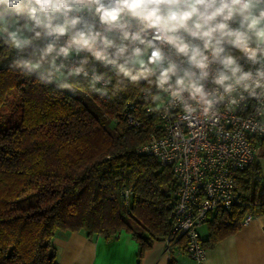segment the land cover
<instances>
[{
	"label": "trees",
	"instance_id": "16d2710c",
	"mask_svg": "<svg viewBox=\"0 0 264 264\" xmlns=\"http://www.w3.org/2000/svg\"><path fill=\"white\" fill-rule=\"evenodd\" d=\"M9 64L0 49V264H57V231L108 239L121 230L138 244L135 264L154 240L167 238L174 264L173 251L185 247L184 236L171 235L176 180L170 166L138 150L157 124L144 100L58 92ZM259 152L264 157V139ZM234 180L239 203L207 220L205 248L234 232L246 213H264L257 155Z\"/></svg>",
	"mask_w": 264,
	"mask_h": 264
},
{
	"label": "clouds",
	"instance_id": "9594fccd",
	"mask_svg": "<svg viewBox=\"0 0 264 264\" xmlns=\"http://www.w3.org/2000/svg\"><path fill=\"white\" fill-rule=\"evenodd\" d=\"M0 49L41 85L131 94L162 118L264 114V0H0Z\"/></svg>",
	"mask_w": 264,
	"mask_h": 264
},
{
	"label": "built area",
	"instance_id": "2783aa9c",
	"mask_svg": "<svg viewBox=\"0 0 264 264\" xmlns=\"http://www.w3.org/2000/svg\"><path fill=\"white\" fill-rule=\"evenodd\" d=\"M149 112L157 117L156 131L150 133L138 150L171 167L176 180L171 235L174 239L184 236L185 253L201 264L206 248L198 227L219 209L227 210L239 203L234 174L254 161L264 139V133L245 124L264 120V114H257L251 104L233 111L221 109L216 120L202 117L186 120L179 109L167 118ZM128 121L139 125L130 115ZM256 179H260L259 175ZM130 194L131 188H124L123 200L127 202ZM252 217L246 213L241 222Z\"/></svg>",
	"mask_w": 264,
	"mask_h": 264
},
{
	"label": "crops",
	"instance_id": "0c3cea01",
	"mask_svg": "<svg viewBox=\"0 0 264 264\" xmlns=\"http://www.w3.org/2000/svg\"><path fill=\"white\" fill-rule=\"evenodd\" d=\"M57 264H135L137 242L121 230L104 239L88 238L83 231H57L52 237ZM166 240H154L140 264H168ZM174 264H198L184 249L173 251ZM201 264H264V213L240 222L232 233L206 248Z\"/></svg>",
	"mask_w": 264,
	"mask_h": 264
},
{
	"label": "rangeland",
	"instance_id": "374dc122",
	"mask_svg": "<svg viewBox=\"0 0 264 264\" xmlns=\"http://www.w3.org/2000/svg\"><path fill=\"white\" fill-rule=\"evenodd\" d=\"M78 92H76L75 94H78ZM110 126H112V123H110ZM260 152H257V160L259 161L260 165H261V170L264 171V157H261ZM19 203L15 204V206H18ZM198 233L200 238H205L207 236V226L206 223H204L203 225H201L200 227H198Z\"/></svg>",
	"mask_w": 264,
	"mask_h": 264
}]
</instances>
